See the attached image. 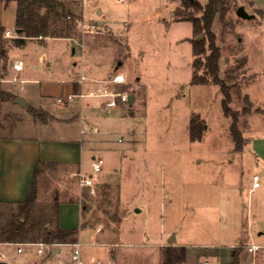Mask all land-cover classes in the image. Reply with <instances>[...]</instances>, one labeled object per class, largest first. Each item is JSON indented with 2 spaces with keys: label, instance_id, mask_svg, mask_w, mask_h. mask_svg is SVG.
Wrapping results in <instances>:
<instances>
[{
  "label": "rangeland",
  "instance_id": "rangeland-1",
  "mask_svg": "<svg viewBox=\"0 0 264 264\" xmlns=\"http://www.w3.org/2000/svg\"><path fill=\"white\" fill-rule=\"evenodd\" d=\"M60 1L63 21H74L72 36L29 37L19 44L17 2L0 0L1 76L11 79L0 81V89L22 95L29 104L2 100L0 129L5 136L34 137L98 123L103 141L94 144L110 150L100 154L102 171H93L91 159L84 167L93 174L95 192L80 187L82 217L89 226L82 229V256L101 249L114 264H164L166 258L169 264H198L211 256L214 264L254 259L264 264V0H225L214 21L225 90L209 74L206 84L191 82V39L198 33L191 21L179 20L177 11L186 9L182 0ZM240 5L254 17H239ZM199 34L208 48L210 35ZM16 59L24 61L18 73L11 67ZM119 72L127 77L120 90L134 96L123 108H88L82 99H103L75 97L69 105L76 104L80 116L65 124L60 95H43L55 94L82 74L100 77V87L110 85L106 80ZM45 123L63 124L48 132ZM255 173L261 186L250 192ZM65 176L63 168L40 167L28 221L36 232L56 224L58 204L68 191L65 182L78 191L77 177L66 181ZM61 212L65 222L80 215L70 206ZM18 214V205L0 202V226ZM254 241L262 245L256 256L248 252ZM15 244L0 249V262L45 258L37 246ZM215 248L223 253H210Z\"/></svg>",
  "mask_w": 264,
  "mask_h": 264
},
{
  "label": "crops",
  "instance_id": "crops-1",
  "mask_svg": "<svg viewBox=\"0 0 264 264\" xmlns=\"http://www.w3.org/2000/svg\"><path fill=\"white\" fill-rule=\"evenodd\" d=\"M75 50V49H74ZM13 65V63H12ZM11 65V67H12ZM1 63H0V75H1ZM12 70L13 67H12ZM15 71V70H14ZM21 72V71H20ZM18 73V72H17ZM122 73V72H119ZM124 74V73H123ZM125 75V74H124ZM87 77V76H86ZM16 78H18L16 76ZM126 82H127V77ZM19 80V79H18ZM17 80V81H18ZM11 81V80H10ZM21 82H25V79H20ZM102 82L100 77H92L86 78L82 83L76 82V80L72 81L69 85H61L59 87L58 92L52 93H44L43 95L54 96V95H63L67 96L72 92H87L91 89H97L100 86L99 83ZM124 85V84H123ZM113 86V85H112ZM122 85H117L119 88ZM120 89V88H119ZM82 99V98H81ZM102 101L100 100H81V104L85 102L88 105V108L91 106H100L101 104L106 106L104 98ZM130 100V99H129ZM75 98L69 102L63 103L65 108L62 111L63 115L60 117L63 119V123H73V119L80 116L77 112V107L74 105H69L71 102H74ZM125 103H120L118 108H123ZM116 107H107L106 108H116ZM105 108V107H104ZM119 115H124V111L117 112ZM63 123L56 124V127H53V124L45 123V127L48 132L53 131L58 128ZM89 125L88 128H84L81 126L79 131H73L72 129H58L57 131L60 134H43L41 136L34 137H20V136H5L1 134L0 129V200L2 202H18L22 201L26 198L31 185L35 179L36 169L41 167L47 163H53L50 166H54L56 168L65 169V178L64 180L73 179L77 177L79 189L77 192L73 191V188H70V184L66 182L65 187L68 188L66 191V195H64V199L60 200L58 204V223L63 228H78L79 232L77 235L76 242H56V243H45L44 252L39 253V245L37 243L41 242H23L28 246H37L38 254H45V258L42 261L37 262V260L41 259L40 257L34 259L30 264H76L72 259V254L74 252V243H82L80 241L82 229H88V225L84 221L82 217L84 215V206L81 204L80 200V184H79V172H84V167L89 164V160L93 161L94 157L101 156L100 154L103 151H109L110 147L104 146H96L94 143H101L103 141V137L101 135V131L99 130L98 123L95 121H89L86 123ZM84 124V125H86ZM86 127V126H85ZM70 128V126H68ZM111 153V152H110ZM92 166V165H91ZM40 172V171H39ZM38 174L36 175V183ZM256 174V173H255ZM69 185V186H68ZM84 189L90 190L89 187H81ZM38 189H40V184L38 185ZM39 191V190H38ZM62 206H70L73 210L77 211L80 215L77 216L76 222H65L62 217ZM96 231H101L100 228H97ZM260 233H264L260 231ZM16 242H2L0 241V249L4 246H14ZM257 244L262 247L261 244L257 242H251V244ZM94 244V243H92ZM261 247L256 251L255 256L261 250ZM17 247V251H18ZM25 249L22 251L24 252ZM19 252V251H18ZM248 252L252 254L249 250ZM82 253V247H81ZM210 253L214 254H222V251H219L217 248L210 251ZM93 256H85L83 258L84 264H114L113 258H105L101 249H97L96 252L93 253ZM4 254H2V258ZM114 256L115 254L112 253ZM195 255V252H189L188 256ZM253 255V254H252ZM187 256V259H188ZM213 256L209 258H204L198 262V264L203 261H210L211 264ZM255 264L256 259L254 260ZM6 262V261H5ZM7 263V262H6ZM8 264V263H7ZM187 264V261H186ZM220 264H225L220 263ZM252 264V263H251Z\"/></svg>",
  "mask_w": 264,
  "mask_h": 264
},
{
  "label": "trees",
  "instance_id": "trees-1",
  "mask_svg": "<svg viewBox=\"0 0 264 264\" xmlns=\"http://www.w3.org/2000/svg\"><path fill=\"white\" fill-rule=\"evenodd\" d=\"M10 1V0H6ZM17 2L15 25L22 29V36L16 38L19 44L25 43L29 37L52 36V37H71L74 29V21L72 23L64 22V13L60 9L65 5L60 0H11ZM186 9L178 10L177 14L181 19L189 20L193 23L195 31L198 33L196 39H191L193 44V76L192 83L206 84L210 81L207 75L213 77V81L220 84L225 90V84L219 77L220 65L219 58L221 56L220 48L215 44V34L213 24L222 10H225V0H208L205 4L199 0H182ZM201 12V15H198ZM69 18H72L69 15ZM201 32H207L210 35L209 47H206V38H201ZM210 50L208 54L207 51ZM204 67V74L200 75L199 70ZM229 98V93L225 91ZM17 95L0 89V102L2 100L13 99ZM226 97V98H227ZM223 102L225 112L229 114L230 106ZM2 134V133H1ZM45 165V163H43ZM47 163L46 165H52ZM40 171V167L36 169V175ZM36 175L31 188L22 201L18 202H2L3 204L18 205L20 213L16 218L0 226V241L5 242H38L56 243V242H76L79 232L78 228H63L58 223V209L56 210V224L50 228H38L29 224V218L37 199ZM35 229V230H34ZM43 229V230H42ZM42 230V231H41ZM234 254V250H233ZM168 258L164 264H169Z\"/></svg>",
  "mask_w": 264,
  "mask_h": 264
},
{
  "label": "built area",
  "instance_id": "built-area-1",
  "mask_svg": "<svg viewBox=\"0 0 264 264\" xmlns=\"http://www.w3.org/2000/svg\"><path fill=\"white\" fill-rule=\"evenodd\" d=\"M94 27V25H92ZM9 35V32L7 33ZM13 69L16 72H20L24 69V61L22 59H16L13 62L12 65ZM86 75L82 74V76L76 80L78 83H82L83 81L86 80ZM11 79H5L0 75V81H7ZM13 80L17 81L18 78H14ZM106 82H109L110 85H105L103 87H99L97 89H91L87 92H72L68 94L67 96H58L57 101L61 104L69 102L73 100L75 97L78 98H104L105 104L107 107H116L120 103H125L130 99V96L123 90H120L117 85H123L126 83V78L123 73H117L113 77H111L109 80H106ZM113 86H112V85ZM103 163H104V158L102 156H96L94 157L91 165L92 169L95 172H100L103 169ZM79 184L81 187H89L91 192H95L94 185H95V179L93 177V174H88V173H83L79 172ZM261 186V180L259 174H254L253 175V182L252 186L250 188V192H253L256 188ZM39 245L38 252L43 253L44 252V245L45 242H39L37 243ZM74 252L72 254V259L76 264H84L83 258H82V253H81V247L82 243H74ZM260 245L257 244H251L248 246V250L255 255L256 251L260 248ZM19 252L23 251L22 247L18 248ZM4 257V255H3ZM255 260V259H254ZM253 260L252 264H255V261ZM179 264H184V263H179ZM200 264H211L210 261H203Z\"/></svg>",
  "mask_w": 264,
  "mask_h": 264
},
{
  "label": "water",
  "instance_id": "water-1",
  "mask_svg": "<svg viewBox=\"0 0 264 264\" xmlns=\"http://www.w3.org/2000/svg\"><path fill=\"white\" fill-rule=\"evenodd\" d=\"M236 14L239 16V17H242V18H253L254 15L253 14H250L244 5H240L237 9H236ZM18 33H21L22 32V29L21 28H17L16 30ZM200 37H203V35H200ZM134 99V96H130V100H133ZM13 101L16 102V103H19L21 104L22 106L24 107H29V104L27 103L26 99L22 96V95H17L16 97L13 98ZM175 239L174 235H171L170 238H169V241L170 242H173ZM0 264H7L5 261H1Z\"/></svg>",
  "mask_w": 264,
  "mask_h": 264
}]
</instances>
